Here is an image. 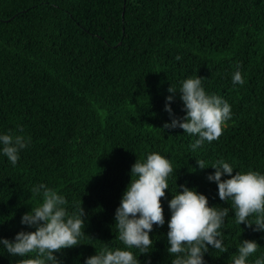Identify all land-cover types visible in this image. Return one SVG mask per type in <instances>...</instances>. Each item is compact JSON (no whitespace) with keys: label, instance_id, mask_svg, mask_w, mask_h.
<instances>
[{"label":"trees","instance_id":"16d2710c","mask_svg":"<svg viewBox=\"0 0 264 264\" xmlns=\"http://www.w3.org/2000/svg\"><path fill=\"white\" fill-rule=\"evenodd\" d=\"M237 64L244 84L234 86ZM196 74L230 104L232 118L193 152L196 137L162 128L170 122L168 87ZM171 107L184 115L179 94ZM19 128L31 143L15 166L0 157V237L34 230L20 218L39 202L31 187L43 182L66 197L69 212L82 203L87 213L80 245L57 254L65 264H83L105 243L123 248L114 212L130 168L159 152L177 184L230 209L221 229L228 251L210 248L206 264H231L239 239L261 246L254 260L264 253V232L235 223L231 202L206 179L214 169L200 170L196 160L264 173V0H0V132ZM169 185L174 193L175 175ZM161 199L166 223L154 226V249L141 264L173 258ZM17 259L0 250V264Z\"/></svg>","mask_w":264,"mask_h":264},{"label":"clouds","instance_id":"9594fccd","mask_svg":"<svg viewBox=\"0 0 264 264\" xmlns=\"http://www.w3.org/2000/svg\"><path fill=\"white\" fill-rule=\"evenodd\" d=\"M204 79L196 74L180 81L178 88L170 84L169 95L165 97L164 111L170 122H165L162 130L179 128L196 137L189 145L193 152L205 141L217 140L232 118L230 104L222 96L207 92ZM231 82L234 86L244 84L239 64L231 74ZM177 94L183 105V116H176L171 107ZM30 143V136L24 135L22 128L17 132H0V157L15 166ZM196 163L200 170L214 169L206 179L216 184L221 201L231 202L235 223L253 232H264V173L249 169L233 174L234 166L224 160L210 166L204 160ZM176 171L170 159L159 152L136 158L129 171V183L114 212V226L124 247L112 248L105 243L95 254L84 257L83 264H141L139 257L154 249L156 241L150 236L154 226L159 228L166 223L161 198L167 201L170 214L166 251L173 257L171 264H206L205 255L210 248L227 252L221 229L230 216L229 207L210 205L208 197L195 187L177 184ZM173 175L174 193L169 185ZM166 190L172 194L171 199L167 198ZM29 192L39 202L21 215L20 224L34 230H20L11 240L0 237V250L18 258L16 264H65L62 255L57 254L80 245L87 213L82 203L69 212L66 197L43 182L34 184ZM260 247L256 240L239 239L230 257L231 264H264V253L249 260Z\"/></svg>","mask_w":264,"mask_h":264}]
</instances>
